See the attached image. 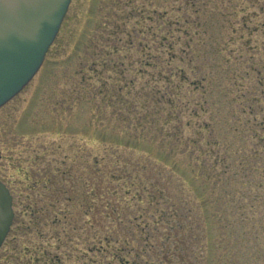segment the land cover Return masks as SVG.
Segmentation results:
<instances>
[{
    "label": "rangeland",
    "instance_id": "rangeland-1",
    "mask_svg": "<svg viewBox=\"0 0 264 264\" xmlns=\"http://www.w3.org/2000/svg\"><path fill=\"white\" fill-rule=\"evenodd\" d=\"M263 11L264 0H71L41 68L0 107L14 209L0 264H121L84 183L118 157L154 181L164 165L197 178L174 179L164 219L181 220L171 240L184 234L193 264H264ZM225 164L257 167L251 186L236 193L213 172ZM129 190L125 214H144ZM161 230L139 264L161 256Z\"/></svg>",
    "mask_w": 264,
    "mask_h": 264
},
{
    "label": "trees",
    "instance_id": "trees-1",
    "mask_svg": "<svg viewBox=\"0 0 264 264\" xmlns=\"http://www.w3.org/2000/svg\"><path fill=\"white\" fill-rule=\"evenodd\" d=\"M253 156L258 155L254 154ZM244 160L245 158H243L242 161ZM239 166L241 169L235 168V164L234 167L232 166L234 169L227 168L231 167L230 164H225L224 169L218 167L213 168V172H219L218 176L221 174V176L224 177L223 180L237 182L236 193L243 192L246 185L250 187L251 183L249 182L255 179L253 175L258 171L257 167H252L251 165L244 168L242 165ZM132 169L136 170H131L132 172H130L127 167L122 166L120 158L118 157L115 159V164L109 165L106 169L100 168L98 164V168L94 171L92 179L90 181H84L86 186H89V182H91V186L89 187L91 192H93V195L90 196L89 201L85 204L88 205L90 209L91 207L95 209L96 214L92 217L91 224L98 229L104 228L106 233L104 240L109 246L114 248L112 252L113 259L121 264H139V259L142 258V255L145 256V254H149L148 247L153 248V242L151 241L152 244H149L150 238L154 236L157 238L158 234L156 231L162 232L161 229H163L165 232H163L162 239L166 238V240L162 241L161 239L160 241V239H158V246L154 245L156 249L160 248L161 256H158V260L155 261L153 257L149 259L148 255H146V264H193L191 260L193 250L188 247V239L186 241L184 234L179 241L175 238L174 242L171 240L173 238L172 230L178 233L174 234V237H177V235L179 237L181 235V232L177 230L183 229V226L180 224L181 220L175 223H167L164 219L168 217L167 215L171 214L170 205L166 203V201L171 200L170 195L175 196V194L178 193L176 192L174 179L182 180L180 182H183L185 186L188 185L192 187L194 186V179L197 178L190 179L185 172L177 174L175 172L179 171L177 167L168 169L169 171H167L164 165L157 168L155 175L156 181H154L151 175L155 174L153 171L154 169L148 168V165H144L143 173H140L139 176H137V169L140 168ZM241 171L245 172L242 176L239 174ZM70 173L68 171L69 177L73 179V172ZM260 178L264 181V174H262ZM75 179H77V177H75ZM205 179H211L210 173L205 174ZM227 186L228 185L224 184L225 188ZM130 187H133L136 192L131 199H138V202L142 205L140 210L144 211V214H146V212L148 214H141L135 217L127 216L128 213L125 214L127 204L124 207V203H128L127 200H130L128 197L132 196L131 190H129ZM177 187H179V184H177ZM173 188L174 195L172 193ZM68 201H74L73 197L72 199L69 198ZM245 207L246 205L242 206L241 209ZM178 209L181 211L179 207ZM173 212L176 215L175 217L183 219V215L180 214V212L177 213L176 210ZM145 217H147L149 221L145 224H141L139 220ZM245 217L247 216H244L242 219L244 220ZM243 220L239 223L241 227L243 225ZM129 225L135 229H132L134 233L130 236L126 233L128 229L122 230L123 227H129ZM162 225L164 228H161ZM205 225L207 227V223H205ZM139 228H141V230H139ZM150 232H152V236ZM140 234L141 238L139 237ZM141 241L145 243V246L139 249L138 245Z\"/></svg>",
    "mask_w": 264,
    "mask_h": 264
},
{
    "label": "water",
    "instance_id": "water-1",
    "mask_svg": "<svg viewBox=\"0 0 264 264\" xmlns=\"http://www.w3.org/2000/svg\"><path fill=\"white\" fill-rule=\"evenodd\" d=\"M70 2L0 0V107L20 93L39 71ZM13 219V197L0 181V247Z\"/></svg>",
    "mask_w": 264,
    "mask_h": 264
}]
</instances>
